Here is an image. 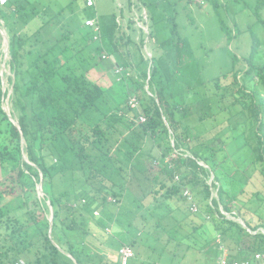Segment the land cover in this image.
<instances>
[{"label": "trees", "instance_id": "1", "mask_svg": "<svg viewBox=\"0 0 264 264\" xmlns=\"http://www.w3.org/2000/svg\"><path fill=\"white\" fill-rule=\"evenodd\" d=\"M21 2L10 0L0 7V53L5 34L9 60L4 64L10 71V75L0 73V179L2 185L7 182L10 187L7 194L15 195L14 205L0 206V264H15L29 256L33 249L36 261L44 260L46 264L104 262L106 255L89 253L85 248L81 250L76 243L68 241L65 231L92 234V228L85 227L88 222L100 232L92 231L102 241L105 230L120 224L111 213L112 204L107 200L109 196L113 197L114 206L121 200L122 195L116 188L121 190L123 184L114 182L113 178L119 174L122 182L126 180L121 170L123 167L127 170L144 141L151 142L154 147L142 154L155 162L164 175L158 189L152 191L154 196L159 194L154 197L158 199L153 207L159 212L160 219L179 211L183 216L189 212L199 214L203 222L197 226L189 221L193 242L196 241L193 234L203 232L204 228L207 235L202 245L192 244L186 250L195 252L206 246V252L217 260V264L224 251L229 261L252 262L255 254H264V222L242 212L244 192L252 184L250 179L264 184L262 98L255 91L247 93L241 85L239 93L250 94L249 120L229 125L228 116L219 120L207 135L198 134L194 126L183 125L182 120L201 114L208 116L212 111L214 118L224 112L228 115L229 112L220 107V99L215 97L223 98L224 95L209 91L204 82L203 86L187 91L188 99L179 98L178 101L167 83L155 81L154 53L149 57L141 49L154 39L151 17L144 22L147 33L140 29L141 47H136L137 51L133 52L136 57L133 64L138 74L128 77L119 50V40L123 38L117 34L121 25L115 13L111 28L105 34L101 35L98 23L99 37L96 39L92 28L84 25L85 20L79 24L78 18H74L75 29L68 28L65 35L49 39L51 44L43 46L40 38L56 29L50 22L53 17H59V13L52 18L44 12L36 15L32 10L27 11ZM212 4L220 14V1L213 0ZM142 5L146 7L143 1ZM36 9L33 7L35 12ZM261 10H264V0H256L253 11L257 22L264 27ZM123 11L122 6L118 16H122ZM33 16L41 24L28 35L22 29ZM220 27L227 38H233L230 27L221 18ZM73 34L74 41L70 39ZM128 41L132 40L129 38ZM26 46L36 47L30 70L21 69L20 59L31 54ZM257 48L258 42L252 43L253 50L243 58L245 68L239 71H242V81L252 82L256 76L264 88V65L255 61ZM232 60L234 69L239 58L234 55ZM107 62L111 69L121 67L123 75L119 81L110 78V85L104 87L91 79V73L94 70L101 72L104 69L101 64L107 67ZM223 74L209 80L208 87L213 84L219 90L220 76L225 77ZM131 98L135 99L134 107L130 105ZM237 103L239 101L235 100L233 105ZM7 104L10 105L9 112L5 110ZM98 114L102 115L101 119ZM140 117H144L145 122L139 125ZM202 120L199 117V122ZM225 125L230 126L231 131L227 139L219 136L218 130ZM128 130L131 132L125 136L124 132ZM59 144L63 145L62 149L58 148ZM122 149L125 150L122 156L128 163L121 160L119 168H112V157L120 154ZM153 149L157 151L154 153ZM255 162L260 164V170L254 167ZM176 175L179 181L175 180ZM104 177L110 184L103 183ZM58 180L70 184L71 193L58 194L55 190V184L61 182ZM153 180L158 178L154 176ZM235 180L243 189L232 195ZM38 186L42 197H38ZM0 191L3 195L7 192L4 186H0ZM185 191L191 194L192 200L184 195ZM260 192L264 195V189ZM192 204L198 207L195 213L191 211ZM219 207L226 214L221 213ZM19 210H24V214L14 216ZM8 214L13 216L6 218ZM183 218L187 220V217ZM162 230L169 235L170 229L162 227ZM135 234L136 230L132 236L122 235L118 240L116 247L120 259L123 247L130 248L134 256ZM184 236L179 235L182 239ZM170 238L177 239V236ZM217 239H220L219 243ZM138 255L136 251L135 257ZM132 257L124 264H134Z\"/></svg>", "mask_w": 264, "mask_h": 264}, {"label": "rangeland", "instance_id": "2", "mask_svg": "<svg viewBox=\"0 0 264 264\" xmlns=\"http://www.w3.org/2000/svg\"><path fill=\"white\" fill-rule=\"evenodd\" d=\"M21 1L27 11L32 10L36 15H42L39 13L44 12L49 18H52L53 15L59 13V17H53L50 22V26H55L56 29L40 38L43 39L40 42L43 46L51 44L49 39L54 40L56 37L65 35L68 32V28L71 30L75 29L76 26L72 22L75 21L74 18H78L79 24L85 18L97 19L98 23H100L101 35H103L110 30L112 25L111 23L108 25L107 19L111 22L113 13H115L116 19L118 17L117 20L121 25L117 34L123 38L122 41L119 40V50L122 54L121 60L126 65L124 69L128 77H136L135 75L138 74L133 64L134 59H136L133 52L137 51L136 47H141L139 44L140 29L147 33V26L144 22L145 19L148 20L151 17L150 25L154 33V39L147 47L144 45L141 49L146 56H151L154 53L153 65L156 67L155 70H157L155 81L161 80L159 84L167 83L169 90L175 96H178L177 98L175 97L178 101H180L179 98L183 101L186 98L188 99L187 91L199 85L203 86L202 83L204 82V87L209 88V91L212 90L214 93L217 91L219 94L224 95L223 98H220L219 95L215 97L220 99L219 105L222 109H226L229 112L228 115L224 112L214 118V111H212L208 116H202L201 114L182 120L183 125L194 126L198 134L205 133L207 135L219 120L228 116H230L229 125L249 120L251 116L250 94L242 95V93H239L241 85L245 86L244 89L247 93L255 91L264 101V88L260 85L259 79L255 76L252 82L242 81V71H239L241 68H245L246 62L243 58L249 56L251 50H253L252 43L256 42H258V48L255 61L264 65V27L257 22V17L253 11L256 0H219L222 4L220 14L216 13L212 4L213 0H198L197 2L195 0H115V3L112 0H97L94 9L86 8L82 0H30L32 3L26 0ZM142 1L146 3V7L142 5ZM122 6L124 11L122 16H118L119 9ZM33 7L37 8L36 12ZM35 16L25 24L22 29L24 33L30 35L40 26L41 22L34 19ZM260 16L264 20V10H261ZM220 18L230 27L233 38H227L221 29ZM76 24L78 25V23ZM74 37L73 34L70 39L74 41ZM129 38L132 41H128ZM44 39H48L47 43H45ZM26 49H29L31 54L20 59L22 70L31 69L36 55V47L26 46ZM1 51L0 73L3 74L5 72L6 75H10L9 67L4 64V62L9 60L5 41ZM234 55L239 58V61L234 65L233 69L232 56ZM101 67L104 68L101 72L92 71L91 79L98 81L104 87L110 85L111 79L113 80L114 78V80L119 81L122 78L123 71L121 72V67L111 69L108 62L107 67L103 64H101ZM111 73L112 76H110ZM220 74L225 77L220 76L219 90L213 84L208 87L206 83ZM5 81L4 79V84ZM146 92H148L147 87ZM235 100H238L239 103L233 105ZM132 101H134V98H132ZM9 108V104L5 105L7 112H9ZM97 117L101 119L102 115L98 114ZM199 117L204 120L199 122ZM144 122L139 120L138 123L140 125V123ZM117 127L120 130L123 129L119 125ZM218 130L221 132L219 136L223 135L222 138L227 139L230 136V126L225 125ZM137 131L141 132L140 130ZM129 132L131 131H125V136L129 135ZM62 147L63 145L59 144L58 148L62 149ZM150 147H154L152 143L144 141L142 149L135 153L128 164L127 170L122 166L123 170H121V173L123 176L126 175L125 181L122 182L120 180L122 177L119 174L113 178L114 182L123 184L121 190L116 188V191H119L120 195H122L119 205L114 206L113 197L109 196L107 199L112 204V207L110 206L111 213L113 212L116 215V219L120 220V224L117 223L114 228L116 230L114 231L112 228H109L108 231L105 230L103 234L104 240L101 241L93 233L97 231L94 225L87 222L85 227L92 228L93 232L90 230L92 234L82 235L77 231H65L68 241L76 243L81 250L85 248L89 253L94 252L106 255L104 262L101 264H124L123 260L118 256L116 244H118V240L121 239L122 235L130 237L133 231L136 230V247L133 249L135 251L131 259L134 264H168L169 260L170 264H217V260L206 252L208 249L206 246L195 252L190 249L186 250V247L192 244L202 245L207 235L204 228L202 229L203 232L200 230L198 233L193 234L195 242L190 237L193 228L189 221H192L197 226L203 225L198 216L199 214L196 215L189 212V214L186 213L183 216L181 212L175 211L166 215V218L160 219L159 212L154 209L155 199H158H154V197H158L159 194L154 196L152 191L158 189L160 181L164 179V175L160 173L155 162L152 163L146 154H142L148 151ZM154 151L157 150L153 149ZM123 152H125L124 149H122L120 154H114L112 157V168H119L121 160L125 164L128 163L122 156ZM135 165H138L139 168ZM133 166L136 168L134 169ZM254 167L260 170L259 163L255 162ZM240 175L242 176V174ZM154 176L158 178L155 182L153 180ZM250 181L252 182L251 187L244 192L242 212L247 213L254 220H262L264 222V195L260 192L264 189V184L255 178L250 179ZM103 183L110 184V181L104 177ZM232 185V195H237L241 188L243 189L237 181L233 182ZM0 186H4L5 191H7L5 195L0 191V206L14 205L15 195L7 194L10 188L9 185L7 186V182L2 185V179H0ZM39 188L40 186H38ZM55 188L58 194L66 191L71 193L72 191L70 184L63 181L55 184ZM40 191L38 192V197H42ZM10 198H12V202H9ZM173 204L176 205L175 203ZM219 211L226 214L222 207H219ZM24 212V210H19L14 213V216H20ZM12 216L13 214H8L6 218ZM183 217H187V220ZM6 218L2 219V221ZM184 221H187V223ZM162 227L167 230L170 229L169 235L162 230ZM97 233L99 234L100 232L97 231ZM181 233L185 235L184 239L179 237ZM173 235L177 236V239H171L170 237ZM208 235L209 237L212 236V234ZM169 239L170 241L167 243ZM219 240L217 239L218 243L220 242ZM136 251L139 252L137 257H135ZM221 255L226 256L225 253ZM36 259L37 256L34 254L33 249L32 253L29 256L26 255L22 261L23 264H46L44 260L37 262ZM167 259L168 262L166 263Z\"/></svg>", "mask_w": 264, "mask_h": 264}, {"label": "built area", "instance_id": "3", "mask_svg": "<svg viewBox=\"0 0 264 264\" xmlns=\"http://www.w3.org/2000/svg\"><path fill=\"white\" fill-rule=\"evenodd\" d=\"M9 1L10 0H0V7H3L5 5H7ZM195 1L197 2L198 0H195ZM96 2H97V0H84L86 8H90V9H94L96 7ZM145 22H146V19H145ZM84 25L86 27L92 28V31L95 33L94 39L99 37V35H98L99 34V24H98L97 19L88 18V19H86L84 21ZM130 105L132 107L136 106L135 99H134V101H132V98H131ZM139 120L144 122L145 118L144 117H140ZM179 179H180L179 176L176 175L175 176V180L179 181ZM184 195L187 196L189 200L192 198L191 194L188 191H185ZM197 210H198V207L195 204H192L191 205V211L195 213V212H197ZM120 253H121V257H122L123 263H125L127 259H129V258H131L133 256L132 250L130 248H128V247H123L120 250ZM223 253L226 254L225 251ZM218 262H219V264H264V254H261V253L255 254L254 259H253L252 262L251 261H229L228 257H227V254H226V256L225 255H223V256L220 255L218 257ZM15 264H23V261L20 260V261H18Z\"/></svg>", "mask_w": 264, "mask_h": 264}, {"label": "water", "instance_id": "4", "mask_svg": "<svg viewBox=\"0 0 264 264\" xmlns=\"http://www.w3.org/2000/svg\"><path fill=\"white\" fill-rule=\"evenodd\" d=\"M4 34V33H3ZM4 38H5V42H6V44H7V48H8V41H7V38H6V36H5V34H4ZM8 50V49H7ZM41 186V185H40ZM41 188V187H40ZM40 188H39V190H40ZM51 221H52V219H51ZM50 221V222H51Z\"/></svg>", "mask_w": 264, "mask_h": 264}, {"label": "crops", "instance_id": "5", "mask_svg": "<svg viewBox=\"0 0 264 264\" xmlns=\"http://www.w3.org/2000/svg\"><path fill=\"white\" fill-rule=\"evenodd\" d=\"M82 2H83V4H84V0H82ZM84 20H86V18L83 19V21H84ZM107 22L110 23V21H109L108 19H107ZM81 25H83V24H81Z\"/></svg>", "mask_w": 264, "mask_h": 264}]
</instances>
